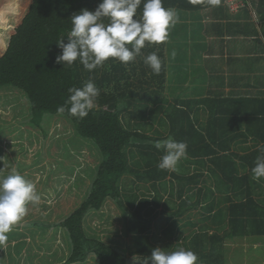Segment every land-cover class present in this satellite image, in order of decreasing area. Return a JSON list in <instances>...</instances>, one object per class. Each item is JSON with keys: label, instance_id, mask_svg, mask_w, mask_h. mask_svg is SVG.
Returning a JSON list of instances; mask_svg holds the SVG:
<instances>
[{"label": "trees", "instance_id": "obj_1", "mask_svg": "<svg viewBox=\"0 0 264 264\" xmlns=\"http://www.w3.org/2000/svg\"><path fill=\"white\" fill-rule=\"evenodd\" d=\"M261 1L264 5V0ZM100 2L101 0H0V88L15 87L25 94L29 100L32 119L36 123H40L45 114L66 117L78 136L90 140L101 157L84 200L70 214L50 225L62 228L69 241V256L61 264L84 263L90 257L96 258L99 264H133L132 258L115 244L87 232L84 225L86 216L100 210L107 198L114 200L123 212L127 211L125 204L130 208L134 207V199L129 198L123 202L121 197L120 180L125 174H132L137 178H151L153 181L165 178L168 170L157 167L162 156H156L157 153L162 155L164 151L156 149L154 141L171 137L176 141L186 142L187 151L192 155L204 156L210 152L206 136H199L194 132L188 112L181 110L176 102L165 111L170 121V130L164 137H150L139 130L125 127L122 122L121 112L130 106L132 100L137 98L141 102L147 101V95H153L154 100L158 97V90L162 88L165 78V42L158 45L146 44L141 54L127 65L109 58L104 66L91 72L79 61L72 66L55 62V57L61 52L56 41L63 38L65 43L68 42L70 17L84 8L95 10ZM163 6L196 11L203 4L194 6L188 0H163ZM142 11L143 2L137 9V15L142 14ZM104 23H108L106 18ZM153 52L162 61V69L158 75L153 74L144 63V57ZM89 79L100 90L95 107L89 115L81 120L70 116L67 111L58 112V107L64 104L69 95L68 89L81 88ZM141 90L142 95L139 93ZM141 106L146 107L145 103ZM196 142L200 144L196 145ZM193 145L196 147L193 148ZM136 153L141 162L135 161L136 169H133L130 160L134 159ZM253 167L254 164L251 169ZM191 197L192 195L188 196L189 199ZM156 201V196L151 202L142 197L134 207L131 218L135 222L132 228L135 232L143 235L150 231V221L155 214L148 218L142 216V212L145 209L151 212L149 204H158ZM192 205L191 202L182 201L169 212L168 226L162 232V236L168 238L158 244L161 248L167 250L178 246L174 245V240L181 237V234L177 235V229L181 227L180 218ZM212 205V202L207 204V212ZM228 215L230 230L225 237L234 239L264 236V204L255 198L231 201ZM213 217L222 218V212H215ZM142 239L145 241L138 250L141 259L150 256L156 247L149 244L148 237ZM191 239L193 245L198 247L195 251L208 263L227 262L228 257H223L218 251V243L224 239L222 236L203 230L194 232Z\"/></svg>", "mask_w": 264, "mask_h": 264}, {"label": "rangeland", "instance_id": "obj_2", "mask_svg": "<svg viewBox=\"0 0 264 264\" xmlns=\"http://www.w3.org/2000/svg\"><path fill=\"white\" fill-rule=\"evenodd\" d=\"M139 93L142 95L143 91ZM161 95L166 98L163 102L154 98L142 102L137 98L132 100L130 106L121 112L124 126L154 138L166 136L170 121L164 112L174 101L168 89L162 90ZM142 103L146 106L144 111ZM32 118L25 94L15 87L0 88V177L16 170L35 185L41 197L38 204L27 205L26 216L7 234L6 244L0 248V264H61L67 259L70 253L67 234L62 228L50 225L70 214L84 200L101 161L96 146L78 136L66 117L45 114L40 123ZM162 155L157 153L156 156L160 158ZM135 161L141 162L137 153L130 160L133 169H136ZM197 161L187 151L176 170H168L161 181L137 178L132 174L121 177L123 202L134 199L136 207L142 197L150 202L157 197L158 204H149L152 211L145 209L142 212V216L148 218L155 214L150 221V231L143 235L135 232L132 229L135 222L131 218L134 207L125 204L127 211L123 212L114 200L107 198L100 210L86 216L84 225L87 232L115 244L132 258L133 263L134 256L139 258L138 250L145 241L143 237H148L150 245L161 248L158 244L168 238L162 236V232L168 226L169 212L182 201H187L193 205L180 218L181 227L177 229V235L181 234V237L174 240V245L178 246L167 250L161 248L162 251L191 250L198 257L196 264H211L195 251L198 247L191 242L194 232L206 230L224 238L218 243V251L223 257H228L225 264H264V238L252 245V237H225L230 230L228 204L242 198L227 200L226 196L213 195L215 208L212 210L222 212V218L208 215L204 201L194 203L196 191L202 188L201 191L209 193L207 188L212 180L209 168L202 167ZM181 186L184 188L180 192L185 191L179 195ZM188 190L194 194L191 199L187 196ZM154 236L157 239L154 240ZM75 264L99 263L90 257L84 263Z\"/></svg>", "mask_w": 264, "mask_h": 264}, {"label": "crops", "instance_id": "obj_3", "mask_svg": "<svg viewBox=\"0 0 264 264\" xmlns=\"http://www.w3.org/2000/svg\"><path fill=\"white\" fill-rule=\"evenodd\" d=\"M172 9L179 22L165 41V78L156 99L165 101L161 94L168 89L173 104L188 112L194 132L206 136L210 150L204 156L191 154L209 168V193L199 188L195 195L188 190L187 196L197 197L195 204L212 202V218L213 195L227 200L253 197L264 204V178L254 180L251 169L264 148L263 1L244 0L236 10L222 3L203 4L196 11ZM263 238L252 236L250 242Z\"/></svg>", "mask_w": 264, "mask_h": 264}, {"label": "clouds", "instance_id": "obj_4", "mask_svg": "<svg viewBox=\"0 0 264 264\" xmlns=\"http://www.w3.org/2000/svg\"><path fill=\"white\" fill-rule=\"evenodd\" d=\"M143 2L142 14L137 9ZM221 0H188L191 5L207 4L218 6ZM108 23H104V19ZM71 29L67 33V43L61 38L56 41L61 49L55 57L57 64L72 66L79 61L89 72L104 66L112 58L127 65L140 55L146 44H161L168 39L169 29L179 22V15L171 8L163 6V0H101L95 10L81 9L70 17ZM174 55V53H173ZM144 63L153 74L158 75L162 61L153 52L144 57ZM68 97L58 107V112L84 119L94 109L100 90L89 79L83 87L68 89ZM154 147L163 150L157 167L175 171L178 162L187 154V144L169 137L154 141ZM252 178H264V148L256 157L252 168ZM35 185L12 170L0 177V248L7 242V234L27 214V205L40 202ZM197 255L191 250L178 249L171 252L157 247L150 256L133 257V264H196Z\"/></svg>", "mask_w": 264, "mask_h": 264}, {"label": "built area", "instance_id": "obj_5", "mask_svg": "<svg viewBox=\"0 0 264 264\" xmlns=\"http://www.w3.org/2000/svg\"><path fill=\"white\" fill-rule=\"evenodd\" d=\"M220 3L227 6L230 10H236L244 5V0H221Z\"/></svg>", "mask_w": 264, "mask_h": 264}]
</instances>
